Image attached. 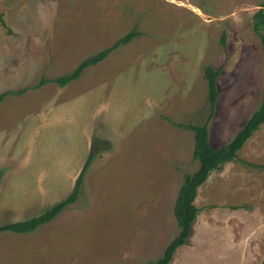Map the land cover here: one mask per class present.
I'll return each mask as SVG.
<instances>
[{"label": "rangeland", "instance_id": "1", "mask_svg": "<svg viewBox=\"0 0 264 264\" xmlns=\"http://www.w3.org/2000/svg\"><path fill=\"white\" fill-rule=\"evenodd\" d=\"M260 6L264 0H0V93H10L0 104V163L13 160L21 183L44 176L49 192L29 215L0 218V225L40 216L69 197L58 169L73 170L86 156L76 137L62 144L61 131L44 139L25 130L30 111L53 100L50 87L58 84L32 89L70 74V67L133 29L142 33L83 72L111 89L132 82V115L113 122L118 127L98 120L89 135L91 153L108 154L82 172L79 199L33 233L0 234V264H154L161 258L179 232L174 206L184 177L199 168L194 132L175 123L207 122L204 67L223 66L208 125L215 148L227 145L261 105L264 52L252 21ZM20 90L22 97L12 94ZM38 142L48 145L45 152L33 149ZM195 204L200 212L189 243L170 264H262L264 125L235 160L211 172Z\"/></svg>", "mask_w": 264, "mask_h": 264}, {"label": "crops", "instance_id": "2", "mask_svg": "<svg viewBox=\"0 0 264 264\" xmlns=\"http://www.w3.org/2000/svg\"><path fill=\"white\" fill-rule=\"evenodd\" d=\"M141 35L142 33H140L139 36ZM100 37L104 38V35H97L98 39ZM98 39H92L89 43L97 41ZM119 39L121 38H117L115 42ZM115 42L113 40V44ZM82 48L85 49L86 47ZM133 61L137 60L134 59L132 62ZM70 69V71H73L76 68L70 67ZM82 75L83 76L78 80L73 81V84L70 83L64 87L59 85L50 87L49 95L54 99L51 100L52 102L50 101L45 105L43 104L40 108H33V110L30 111L31 116L25 127L26 131H31L34 135H41L44 139L46 132L58 133L61 131L59 139H61L60 143L62 144L67 143L66 141L70 142L72 139L76 142L74 138H77L78 143L76 146L78 149H83L86 156L82 157L80 155L77 168L73 170L70 167L58 169L59 172L65 173L60 180L67 181L64 187L66 189L64 195L66 196H69L73 192L78 179L84 171L90 156L89 153L91 154V150L93 149H90L89 135L91 131H94L98 120H103L102 126L118 127L115 126L113 122H122L132 115L128 111L127 105L129 98H132V95H136V88L133 87L132 82L126 83L122 80L117 88L113 87V89H111L110 85L106 87L107 83L104 81L90 80L91 77L85 79V73ZM100 87H104V89L99 90ZM43 88L46 89V84L32 90L41 91ZM24 94H14V96L22 97ZM47 147L48 145H45V142H38V144L33 145V149L41 148L43 152H45L44 149ZM107 154V152L99 153V156H96L93 162L95 160L99 161ZM13 162V160L8 159L6 162L0 163V170H3V174L0 176V211L3 210V212L0 213V218L16 217L17 213L29 215L38 202H45L46 198H49V192L45 189V182L47 181L45 177L39 174L28 176L29 181H27V184L25 182L21 183L17 178L18 175L15 172L17 169L14 168ZM26 186L32 189V197H29L30 194L26 191ZM29 217L32 218L31 216ZM227 219H229L228 216L226 217V220Z\"/></svg>", "mask_w": 264, "mask_h": 264}, {"label": "trees", "instance_id": "3", "mask_svg": "<svg viewBox=\"0 0 264 264\" xmlns=\"http://www.w3.org/2000/svg\"><path fill=\"white\" fill-rule=\"evenodd\" d=\"M253 30L258 35L261 41L262 50L264 52V7L260 6L252 17ZM5 26V22L2 21ZM140 32L133 29L127 35L116 41L112 46L100 51L83 60L76 69L70 74L60 76L53 80L42 79L35 87L40 88L48 83H56L61 87L67 86L73 81L78 80L83 72L90 66L97 65L104 61L109 54L116 50L119 46L128 44L135 37L139 36ZM222 45L226 44V36L223 33L221 37ZM223 66L216 70L212 65L205 66L204 78L208 85V100L211 113L207 122L202 125H189L175 123V126L188 129L194 132L195 146L193 150V159L199 162L198 170L193 174H186L179 189L177 199L174 206V214L179 229L178 235L167 245L163 256L155 261L154 264H170L174 259V255L179 247L189 243L192 234L193 225L199 215L200 208L196 206L195 201L198 194V189L209 178L212 171L219 169L225 162L233 161L237 158L238 152L244 147L247 141L264 125V90L262 94V102L259 108L250 116L243 128L236 136L227 144L220 148H215L209 139L208 125L214 117V111L218 99L221 95L218 79L222 73ZM25 90H20L16 93L21 95ZM10 93H0V104ZM95 155L91 153L86 163L84 171L94 160ZM83 171V174H84ZM83 174L78 179L74 191L69 197L55 204L50 210L44 212L40 216H35L23 221L12 222L0 225V234L11 232L14 234H29L35 232L41 226H44L53 221L61 212L73 205L80 197L83 186ZM264 264V259L262 261Z\"/></svg>", "mask_w": 264, "mask_h": 264}]
</instances>
